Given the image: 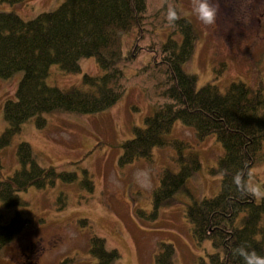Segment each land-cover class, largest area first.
<instances>
[{"label": "trees", "instance_id": "16d2710c", "mask_svg": "<svg viewBox=\"0 0 264 264\" xmlns=\"http://www.w3.org/2000/svg\"><path fill=\"white\" fill-rule=\"evenodd\" d=\"M23 0H0L16 5ZM146 0H63L54 10L23 20L15 11L0 12V78L17 72L22 77L14 98L3 105L6 128L0 133V150L8 146L21 125L36 119L44 124L42 115L61 112L88 115L102 112L123 95L124 71L140 54H148L146 64L137 70L138 81H155V104L144 117L142 127L133 130V137L120 144L118 166L136 160L150 161L154 148L170 144L176 152L177 170L163 168L152 190L148 214L137 210L139 218L154 220L160 209L170 206L181 193L186 181L199 169L194 153H186V144L168 142L165 135L176 121L193 128L196 138L213 135L223 153L210 173L218 175L219 190L212 198L187 202L183 217L189 225L196 246L211 243L213 252L197 258L195 264H243L234 254L237 246H246L264 255V200L259 203L250 195L239 192L232 177L240 172L250 176V169L264 160V96L260 89L232 82L224 92L215 86H196V76L183 70L194 49L197 34L192 24L182 18L173 23L180 39L172 35L155 47L142 46L148 32L145 16ZM178 13V12H177ZM129 40L124 48V36ZM94 58L101 69L99 76H82V87L60 89L46 84L52 65L66 73L80 72L79 60ZM135 76V77H136ZM146 93V91H145ZM149 98L151 94H146ZM19 168L3 176L0 165V204L12 208L25 204L19 194L30 187L45 189L58 181L74 184L76 172L56 171L41 167L30 146H17ZM80 185L91 192L93 184L86 170L81 171ZM60 206L65 199L60 195ZM2 216V215H0ZM19 213L7 221L0 218V249L8 245L27 225ZM89 228L86 220H81ZM88 252L94 264H112L119 258L115 249H107L103 239L90 235ZM154 264H174V247L158 243ZM65 260L60 264H70Z\"/></svg>", "mask_w": 264, "mask_h": 264}, {"label": "rangeland", "instance_id": "374dc122", "mask_svg": "<svg viewBox=\"0 0 264 264\" xmlns=\"http://www.w3.org/2000/svg\"><path fill=\"white\" fill-rule=\"evenodd\" d=\"M62 1L0 3V12L15 11L26 21L56 9ZM212 3L218 8L216 22L207 26L191 13V0H146L149 25L141 45L155 47L171 35L179 41V32L166 16L169 8H175L197 34L193 53L183 64L186 73L196 76L197 88L210 84L224 92L230 83L241 82L260 89L264 96V0H212ZM129 38L124 36V48ZM149 56L140 54L124 71L125 91L108 109L88 115L44 114L41 127L32 118L0 150L3 176H10L19 168L16 150L20 143L30 146L41 167L77 174L74 184L57 180L53 187L28 188L19 194L23 205L4 209L0 204L3 220L19 213L28 222L11 243L0 249V264H60L65 260H71L70 264H94L87 248L91 234L103 239L107 249L117 250L119 258L112 264H154L158 243L174 247V264H195L198 257L213 252L209 241L201 246L193 243L183 217L187 202L212 198L218 193L220 177L211 174L210 169L216 166L223 149L213 135L199 140L194 129L180 121L165 135L168 142L186 144L185 152L194 153L200 167L187 179L184 193L170 206L160 209L154 220L139 218L137 210L149 213L151 193L161 170H177L175 150L170 144L154 148L149 162L140 159L118 166L120 144L133 137L135 128L142 127L144 117L150 115L155 104L156 82L144 78L138 81L140 76H136ZM79 67L78 73H66L56 65L50 66L46 84L60 89L82 87L84 74H101L92 57L80 59ZM21 77L22 73L17 72L10 78H0V133L6 128L4 102L14 98ZM146 94H151L150 98ZM262 146L264 155V143ZM83 169L93 184L91 192L80 185ZM138 169L150 171L149 188L137 184L134 174ZM250 176L264 184V160L250 169ZM61 194L65 204L59 208ZM255 201L259 203L260 199ZM83 219L89 228L80 224Z\"/></svg>", "mask_w": 264, "mask_h": 264}, {"label": "clouds", "instance_id": "9594fccd", "mask_svg": "<svg viewBox=\"0 0 264 264\" xmlns=\"http://www.w3.org/2000/svg\"><path fill=\"white\" fill-rule=\"evenodd\" d=\"M217 11L218 8L212 3V0H191V13L204 25L215 24ZM166 16L170 23H175L179 19L175 8H169ZM134 178L143 189L151 186V175L148 169H138ZM232 182L239 192L264 200V184L258 183L251 176L245 177L242 173L237 172L232 177ZM234 254L242 258L243 264H264V255H259L254 250L250 251L246 246H237L234 249Z\"/></svg>", "mask_w": 264, "mask_h": 264}]
</instances>
